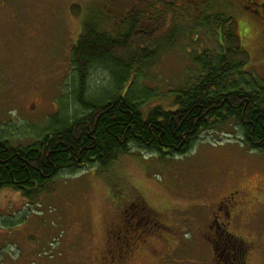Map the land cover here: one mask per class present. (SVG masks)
<instances>
[{
  "label": "rangeland",
  "instance_id": "obj_1",
  "mask_svg": "<svg viewBox=\"0 0 264 264\" xmlns=\"http://www.w3.org/2000/svg\"><path fill=\"white\" fill-rule=\"evenodd\" d=\"M95 1L0 0V140L13 147L33 146L62 121L68 100L70 115L78 110L72 103L70 57L80 21L104 18ZM105 19L101 30L116 39L121 21L113 14ZM166 21L165 34L152 44L134 41L118 58L130 65L140 51L157 53L120 90L122 96L148 97L144 112L171 109L178 89L199 72L193 60L202 55V44L219 48L217 35L190 18ZM141 27L151 33L160 25L145 20ZM234 60L243 63L244 83H264V38L253 34L241 41ZM112 83L110 66L94 65L86 96L105 92L108 98L117 89H108ZM231 192H237L236 206L228 229L251 246L248 264H264V153L250 149L232 122L202 132L183 155L131 146L107 168L61 173L34 199L2 190L0 264H215L203 234L216 205ZM138 200L160 215L166 228L150 224L133 230L139 217H124L123 210Z\"/></svg>",
  "mask_w": 264,
  "mask_h": 264
},
{
  "label": "trees",
  "instance_id": "obj_2",
  "mask_svg": "<svg viewBox=\"0 0 264 264\" xmlns=\"http://www.w3.org/2000/svg\"><path fill=\"white\" fill-rule=\"evenodd\" d=\"M140 18L139 12L136 13L127 23V31L116 39L101 30L105 16L95 22L85 21L71 52L75 72L72 103L78 110L70 115L68 100L59 116L62 121L33 146L13 147L0 140V192L10 188L34 199L61 173L93 165L107 168L121 155L128 154L131 146L163 155H183L202 132L229 122L239 128L243 142L250 149L264 153V83L253 86L249 80L244 83L240 73L243 63L234 60L241 47L232 35L227 34L226 52L205 50L194 58L199 72L178 89L171 109L152 107L144 112L143 104L150 101L148 97L141 99L131 92L121 95L120 90L133 71L143 63L154 61L157 53L140 51V58L130 65H124L118 58L127 54L134 41L152 44L154 38L166 32V20L162 27L148 33L138 25ZM205 25L216 31L224 24L217 17ZM99 64L111 68L113 83L108 89L117 86L108 98L105 92L97 98L86 96L90 70ZM237 75V80L231 81ZM152 95L153 92L148 94ZM134 204L139 218L137 225H132L133 230L145 228L146 223L156 229L166 228L160 222V215L143 201ZM206 228L203 236L213 249L215 264H248L251 246L233 235L227 223L218 221Z\"/></svg>",
  "mask_w": 264,
  "mask_h": 264
},
{
  "label": "flooded vegetation",
  "instance_id": "obj_3",
  "mask_svg": "<svg viewBox=\"0 0 264 264\" xmlns=\"http://www.w3.org/2000/svg\"><path fill=\"white\" fill-rule=\"evenodd\" d=\"M95 2L102 6L104 16L113 14L114 18L121 21L120 34L127 31V23L139 12L141 18L138 20V25L140 23V26L142 22L149 20L151 24L158 22L161 27L164 20L172 18H175L176 21L184 20L187 22L190 18V21L197 22L202 30L217 35L218 50L211 47L206 48L202 44L204 51L226 52V39H229L231 35L240 47L241 41L251 38L253 34L255 37L264 38V0H96ZM217 17L223 21L222 27L215 31L205 25L206 21ZM85 21V19L80 21L81 32ZM196 38L198 39L199 36L197 35ZM70 64L72 68L71 57ZM236 193L231 192L219 201L209 224H216L218 221L226 224L227 220H230L232 210L236 206V203L233 202ZM135 209L134 203L125 206L124 217L131 215L135 219V216L139 214ZM148 225L149 223H146V226Z\"/></svg>",
  "mask_w": 264,
  "mask_h": 264
}]
</instances>
